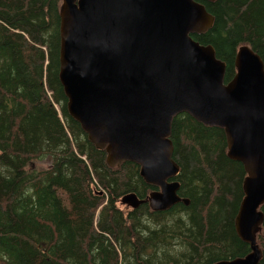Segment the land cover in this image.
<instances>
[{
	"label": "trees",
	"instance_id": "trees-1",
	"mask_svg": "<svg viewBox=\"0 0 264 264\" xmlns=\"http://www.w3.org/2000/svg\"><path fill=\"white\" fill-rule=\"evenodd\" d=\"M214 18L203 34L225 63L248 46L264 66V0H195ZM61 0H0V264H214L245 258L235 217L244 197L241 163L227 157L223 129L187 114L173 118L172 159L178 196L188 200L153 212L121 207L156 188L139 167L111 168L106 153L68 114L59 80ZM51 168L33 172L35 160ZM256 245L264 264V204ZM186 246L177 253L175 247Z\"/></svg>",
	"mask_w": 264,
	"mask_h": 264
},
{
	"label": "water",
	"instance_id": "water-1",
	"mask_svg": "<svg viewBox=\"0 0 264 264\" xmlns=\"http://www.w3.org/2000/svg\"><path fill=\"white\" fill-rule=\"evenodd\" d=\"M215 1V0H206ZM59 80L69 116L109 167L130 162L157 190L120 204L153 212L188 200L178 196L170 140L174 117L187 114L224 130L227 157L243 165L244 197L235 231L250 246L245 258L214 264H258L264 204V66L248 46L237 49L235 74L191 38L214 18L195 0H61Z\"/></svg>",
	"mask_w": 264,
	"mask_h": 264
},
{
	"label": "rangeland",
	"instance_id": "rangeland-1",
	"mask_svg": "<svg viewBox=\"0 0 264 264\" xmlns=\"http://www.w3.org/2000/svg\"><path fill=\"white\" fill-rule=\"evenodd\" d=\"M35 167L33 168V172H38L39 171H45L49 170L51 168V160L49 158H43L41 160H35ZM121 207H123L121 205ZM261 251V250H260Z\"/></svg>",
	"mask_w": 264,
	"mask_h": 264
},
{
	"label": "clouds",
	"instance_id": "clouds-1",
	"mask_svg": "<svg viewBox=\"0 0 264 264\" xmlns=\"http://www.w3.org/2000/svg\"><path fill=\"white\" fill-rule=\"evenodd\" d=\"M186 250V246H180L179 244H177V246L175 247V251L177 252V253H179V252H183V251H185Z\"/></svg>",
	"mask_w": 264,
	"mask_h": 264
},
{
	"label": "bare ground",
	"instance_id": "bare-ground-1",
	"mask_svg": "<svg viewBox=\"0 0 264 264\" xmlns=\"http://www.w3.org/2000/svg\"><path fill=\"white\" fill-rule=\"evenodd\" d=\"M260 231H261V230H260ZM260 231H259V232H260Z\"/></svg>",
	"mask_w": 264,
	"mask_h": 264
},
{
	"label": "flooded vegetation",
	"instance_id": "flooded-vegetation-1",
	"mask_svg": "<svg viewBox=\"0 0 264 264\" xmlns=\"http://www.w3.org/2000/svg\"><path fill=\"white\" fill-rule=\"evenodd\" d=\"M157 190V189H156Z\"/></svg>",
	"mask_w": 264,
	"mask_h": 264
}]
</instances>
